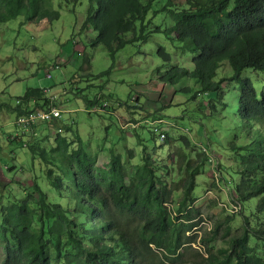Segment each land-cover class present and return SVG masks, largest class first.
<instances>
[{
    "label": "clouds",
    "instance_id": "9594fccd",
    "mask_svg": "<svg viewBox=\"0 0 264 264\" xmlns=\"http://www.w3.org/2000/svg\"><path fill=\"white\" fill-rule=\"evenodd\" d=\"M0 264H264V0H0Z\"/></svg>",
    "mask_w": 264,
    "mask_h": 264
}]
</instances>
